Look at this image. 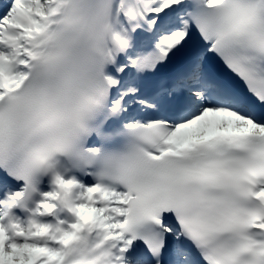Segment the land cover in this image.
Here are the masks:
<instances>
[{
	"label": "snow or ice",
	"instance_id": "snow-or-ice-1",
	"mask_svg": "<svg viewBox=\"0 0 264 264\" xmlns=\"http://www.w3.org/2000/svg\"><path fill=\"white\" fill-rule=\"evenodd\" d=\"M0 264H264V0H0Z\"/></svg>",
	"mask_w": 264,
	"mask_h": 264
}]
</instances>
